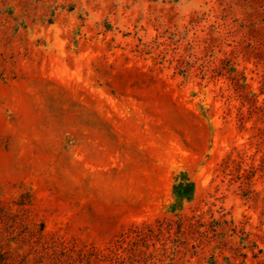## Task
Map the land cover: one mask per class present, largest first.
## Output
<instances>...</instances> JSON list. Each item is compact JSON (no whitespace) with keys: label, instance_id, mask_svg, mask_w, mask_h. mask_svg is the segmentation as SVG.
Segmentation results:
<instances>
[{"label":"rangeland","instance_id":"obj_1","mask_svg":"<svg viewBox=\"0 0 264 264\" xmlns=\"http://www.w3.org/2000/svg\"><path fill=\"white\" fill-rule=\"evenodd\" d=\"M0 264H264V0H0Z\"/></svg>","mask_w":264,"mask_h":264}]
</instances>
